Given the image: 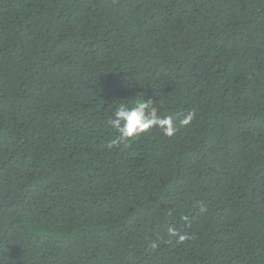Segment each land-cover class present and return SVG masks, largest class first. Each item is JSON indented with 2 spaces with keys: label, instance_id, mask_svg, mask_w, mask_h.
<instances>
[{
  "label": "trees",
  "instance_id": "trees-1",
  "mask_svg": "<svg viewBox=\"0 0 264 264\" xmlns=\"http://www.w3.org/2000/svg\"><path fill=\"white\" fill-rule=\"evenodd\" d=\"M0 264H264V0H0Z\"/></svg>",
  "mask_w": 264,
  "mask_h": 264
},
{
  "label": "clouds",
  "instance_id": "clouds-1",
  "mask_svg": "<svg viewBox=\"0 0 264 264\" xmlns=\"http://www.w3.org/2000/svg\"><path fill=\"white\" fill-rule=\"evenodd\" d=\"M152 101L145 99L137 100L129 105L121 103L115 110L111 126L114 127L118 136L111 141V145H118L129 138H136L152 128H158L168 137L173 136L177 132V126L174 123L172 116H157L151 108ZM193 119V114L188 113L179 124L181 127L190 125ZM186 219V218H185ZM170 235L178 237L179 242L187 239L186 236L179 234L175 229L170 228ZM152 247H156L153 243Z\"/></svg>",
  "mask_w": 264,
  "mask_h": 264
}]
</instances>
